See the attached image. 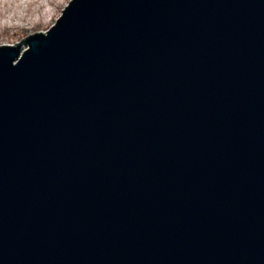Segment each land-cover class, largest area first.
Returning <instances> with one entry per match:
<instances>
[{
    "label": "water",
    "instance_id": "obj_1",
    "mask_svg": "<svg viewBox=\"0 0 264 264\" xmlns=\"http://www.w3.org/2000/svg\"><path fill=\"white\" fill-rule=\"evenodd\" d=\"M0 264H264V0H71L0 46Z\"/></svg>",
    "mask_w": 264,
    "mask_h": 264
},
{
    "label": "rangeland",
    "instance_id": "obj_2",
    "mask_svg": "<svg viewBox=\"0 0 264 264\" xmlns=\"http://www.w3.org/2000/svg\"><path fill=\"white\" fill-rule=\"evenodd\" d=\"M70 2L0 0V46H14L31 34L47 32L61 18L62 11Z\"/></svg>",
    "mask_w": 264,
    "mask_h": 264
}]
</instances>
